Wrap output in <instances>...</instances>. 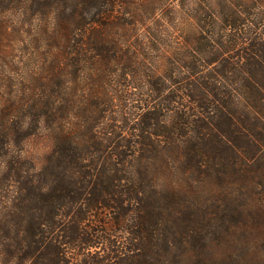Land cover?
Masks as SVG:
<instances>
[{"label": "trees", "instance_id": "1", "mask_svg": "<svg viewBox=\"0 0 264 264\" xmlns=\"http://www.w3.org/2000/svg\"><path fill=\"white\" fill-rule=\"evenodd\" d=\"M162 1L0 0V264H264V0Z\"/></svg>", "mask_w": 264, "mask_h": 264}, {"label": "rangeland", "instance_id": "2", "mask_svg": "<svg viewBox=\"0 0 264 264\" xmlns=\"http://www.w3.org/2000/svg\"><path fill=\"white\" fill-rule=\"evenodd\" d=\"M155 1L156 0H154V3H155ZM178 1L179 0L176 1L177 4H178ZM181 1L182 0H180V3H181ZM154 3L152 5H154ZM161 3L164 4V7H166L167 5H169V6H176V4L171 5V4H169V1L168 2H165V0H163ZM129 8H130V10H127V11L129 13H131L130 17H133L135 19H138V17H139V18H142V19H145V20H151V17L148 14H146V13L145 14H142L143 15L142 16L141 13L139 12L140 11L139 8H137V10H133L132 5H130ZM156 16L159 17V13H158V15H154L153 18H156ZM27 149L29 151H36V149H37V154H35V157L36 156L38 157V155L42 154V152L40 151V143H37V142L35 143L34 140L33 141H30L28 143Z\"/></svg>", "mask_w": 264, "mask_h": 264}]
</instances>
